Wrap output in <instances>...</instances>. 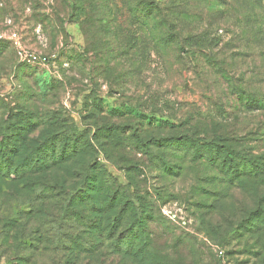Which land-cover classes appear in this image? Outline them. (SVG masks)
Here are the masks:
<instances>
[{
  "label": "rangeland",
  "instance_id": "rangeland-1",
  "mask_svg": "<svg viewBox=\"0 0 264 264\" xmlns=\"http://www.w3.org/2000/svg\"><path fill=\"white\" fill-rule=\"evenodd\" d=\"M0 147V264H264V0H0Z\"/></svg>",
  "mask_w": 264,
  "mask_h": 264
},
{
  "label": "trees",
  "instance_id": "trees-1",
  "mask_svg": "<svg viewBox=\"0 0 264 264\" xmlns=\"http://www.w3.org/2000/svg\"><path fill=\"white\" fill-rule=\"evenodd\" d=\"M160 7V6H159ZM158 7V8H159ZM144 8L147 10L146 11V17H144L146 19V22H148V20L150 19V9L152 7L149 6V4H145ZM149 10V12H148ZM179 16H177V18H180L183 14H178ZM160 20H163L162 18ZM160 22V21H159ZM188 41L190 42V44L194 45V46H198L199 49H201V47L205 44L206 42V38L203 35H193L191 36ZM253 106L254 104H256V102L251 101ZM2 148V147H0ZM10 150V151H9ZM40 150V149H39ZM0 152L2 154L5 153H10L11 149H0ZM12 154H10L11 156ZM39 161V160H38ZM6 170V169H5ZM106 201V200H105ZM104 201V202H105ZM112 205H96V212L101 215H105L104 219H97V225L96 228L98 230V235L97 237H99L98 240H111V242H113V240H115V245L117 246V248H120L124 245L123 241L124 239H126V235H129V231H127V227L124 225V220L127 216V212H130L132 210V208L130 207L128 209L129 206H126L125 208H121L118 211H116V209L111 208ZM123 209V210H122ZM111 212H108V211ZM127 211V212H126ZM102 212V213H101ZM96 213V214H97ZM100 215V216H101ZM131 215H133V218L137 219L138 215L136 213V210L133 209ZM101 220V221H100ZM138 223H141V218L138 219ZM136 224V223H135ZM137 227L139 228V230H141V225H137ZM121 229V231L118 232V230ZM124 230H125V234H124ZM123 232V233H122ZM116 236V238H114ZM101 238V239H100Z\"/></svg>",
  "mask_w": 264,
  "mask_h": 264
},
{
  "label": "built area",
  "instance_id": "built-area-1",
  "mask_svg": "<svg viewBox=\"0 0 264 264\" xmlns=\"http://www.w3.org/2000/svg\"><path fill=\"white\" fill-rule=\"evenodd\" d=\"M10 38H11V40L13 39L15 47L18 49V55L21 58L27 59V62H35L36 60H38L37 56L31 55V54H26V53H24V51H22L20 44H19V41H18V38H17L15 33L11 34Z\"/></svg>",
  "mask_w": 264,
  "mask_h": 264
}]
</instances>
